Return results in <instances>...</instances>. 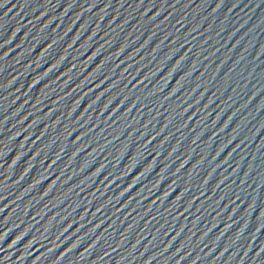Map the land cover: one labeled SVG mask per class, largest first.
I'll list each match as a JSON object with an SVG mask.
<instances>
[{
    "label": "water",
    "instance_id": "obj_1",
    "mask_svg": "<svg viewBox=\"0 0 264 264\" xmlns=\"http://www.w3.org/2000/svg\"><path fill=\"white\" fill-rule=\"evenodd\" d=\"M0 264H264V0H0Z\"/></svg>",
    "mask_w": 264,
    "mask_h": 264
}]
</instances>
